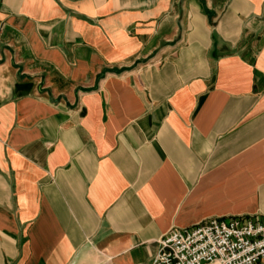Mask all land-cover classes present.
Returning <instances> with one entry per match:
<instances>
[{
    "label": "crops",
    "instance_id": "0c3cea01",
    "mask_svg": "<svg viewBox=\"0 0 264 264\" xmlns=\"http://www.w3.org/2000/svg\"><path fill=\"white\" fill-rule=\"evenodd\" d=\"M231 216L264 218V0H0V264Z\"/></svg>",
    "mask_w": 264,
    "mask_h": 264
},
{
    "label": "built area",
    "instance_id": "2783aa9c",
    "mask_svg": "<svg viewBox=\"0 0 264 264\" xmlns=\"http://www.w3.org/2000/svg\"><path fill=\"white\" fill-rule=\"evenodd\" d=\"M263 259L264 218L231 216L169 229L151 264H261Z\"/></svg>",
    "mask_w": 264,
    "mask_h": 264
}]
</instances>
